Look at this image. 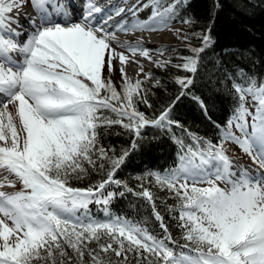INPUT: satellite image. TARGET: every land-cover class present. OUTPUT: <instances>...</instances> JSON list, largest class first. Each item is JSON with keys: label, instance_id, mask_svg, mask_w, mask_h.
<instances>
[{"label": "snow or ice", "instance_id": "1", "mask_svg": "<svg viewBox=\"0 0 264 264\" xmlns=\"http://www.w3.org/2000/svg\"><path fill=\"white\" fill-rule=\"evenodd\" d=\"M26 2L0 0V169L15 175L22 184L21 190L9 193L3 187H15V183L8 177L0 180V264H70L72 258L66 247L72 249L79 264H83L86 251L92 264H106L99 253L88 248L93 240L101 252L112 251L117 257L123 256L125 262L127 253L132 252L142 258L143 253H149L157 258L156 264H264V177L250 175L247 168L226 154L224 147L226 142L236 143L254 165L264 169V83L252 78L246 83L233 81L237 106L222 129L220 142L194 137L195 149L188 147L176 169L163 176L153 174L157 183L174 192L179 201L169 211H179V227L186 242L182 249L187 252L175 254L168 246L175 241L154 204V214L165 232L163 239L119 217L98 222L86 215L90 203L107 206L115 195H105L103 190L107 184H121L113 177L127 153L112 161L107 179L97 185L80 189L67 184L70 174L85 172L84 161L94 164L100 109L108 108L121 118H104L109 124L123 123L127 117L129 122L123 126L133 129L137 136L147 124L171 125L170 108L155 120H148L136 109L134 97L147 103L143 81L133 82L127 77L124 65L129 56L112 45L151 60L143 38L120 40L116 33L166 28L176 15L177 5L187 0H174L163 9L159 0H153V12L147 20L136 18L133 10L131 23L123 20L111 31L108 22L112 16L97 21L96 14L102 8L93 0L78 20L73 16L74 5L65 0H56L55 4L51 0H31L38 20L30 19L33 30L19 44L11 38L19 36L11 27L18 22V16L12 13ZM123 11L120 8L115 15ZM210 31L202 36V46L191 50L194 56L184 57L178 67L195 73L199 54L211 44ZM159 51L162 55L163 50ZM13 52H18L21 59H13ZM116 59L124 80L122 93L103 77L105 67L113 71ZM155 63L166 67L168 61ZM150 76L147 73L145 78ZM177 83L187 88L192 80L177 78ZM102 92L107 94L102 96ZM9 105L15 107V114L9 111ZM233 125L240 135L232 131ZM98 155L105 156L103 148L98 149ZM218 181L230 187L222 189ZM204 183L208 186H197ZM141 194L152 201L147 190ZM80 209L84 210L83 217L76 215ZM105 235L110 242L100 243ZM148 264L153 261L148 260Z\"/></svg>", "mask_w": 264, "mask_h": 264}, {"label": "trees", "instance_id": "2", "mask_svg": "<svg viewBox=\"0 0 264 264\" xmlns=\"http://www.w3.org/2000/svg\"><path fill=\"white\" fill-rule=\"evenodd\" d=\"M173 2L159 0V5L163 9ZM168 23L186 25L178 30L177 43L157 46L158 50L169 52L165 60L168 61L167 66L152 69L147 79L145 76L127 77L133 82L136 79L143 81L141 88L147 103L134 97L136 109L148 120H155L170 108L168 120L171 125L147 124L140 128L137 136L133 129L123 126L129 122L127 117L123 118V123L109 124L104 122V118L112 121L121 118L108 108L100 109L98 115L101 120L96 128V145L92 153L94 164L84 161L85 172L70 174L67 186L87 189L97 185L107 179L113 168L112 161L127 153L113 177L121 184H107L103 190L105 195L108 192L115 195L107 206L95 201L90 203L87 217L102 221L123 217L121 219L146 229L157 239H163L165 232L154 214V204L155 212L163 217L168 233L175 241L168 246L179 254L181 250L187 252V249H182L186 242L179 227V211H169L179 201L174 192L157 183L153 174L163 176L176 169L188 147L195 149L194 137L213 144L220 142L222 129L226 128L237 106L233 81L246 83L252 78L258 84L264 83V0H187L177 5L176 15ZM209 29L211 44L199 54L195 73L178 67L184 63V57L194 56L191 50L199 48L202 36ZM103 77L110 79L117 92L122 93V75L107 72ZM177 78L191 79L192 83L183 88L177 83ZM106 94L101 93L102 96ZM100 148L105 151L103 157L98 155ZM145 190L152 194V201L141 194ZM78 212L85 215L83 209ZM107 242H110L109 237L102 236L100 243ZM88 248L99 253L106 264L108 261L111 264H148V260L156 264L157 261L149 253H143L142 258L129 252L125 262L123 256L117 257L112 251L101 252L95 240ZM65 250L72 258L70 264H79L72 249L66 247ZM83 264H92L87 251Z\"/></svg>", "mask_w": 264, "mask_h": 264}, {"label": "bare ground", "instance_id": "3", "mask_svg": "<svg viewBox=\"0 0 264 264\" xmlns=\"http://www.w3.org/2000/svg\"><path fill=\"white\" fill-rule=\"evenodd\" d=\"M56 0H51L52 4H55ZM66 3H69L71 5H74L73 11L75 14H73L75 19H79L80 14L85 10V7L89 0H65ZM93 2L100 6L102 8V11L100 13L96 14L97 21L102 20L103 18L111 15L112 19L108 22V30H113L117 24H119L123 20H127L129 23H131L133 19V11H130L132 5H130V0H93ZM25 4L21 8H17L16 12L13 13V16H18V22L13 23L12 29H14L16 32L19 33V35L22 36V38H19L18 36H14L15 41L19 44H23L25 40L27 39L29 33L33 30V26L30 23L31 18H36L38 20V16L36 11L34 10L33 6H28L27 8H24ZM120 8H123L124 11L120 15H115L116 11ZM105 10V11H104ZM108 12L104 17H99L102 12ZM136 18L138 16L136 15ZM117 36L120 38V40H127V41H136L137 39L143 38V42H171L175 35V31L172 29H161L158 31H136L134 33H116ZM113 47L117 48V51L124 52L121 48H119L115 43L112 45ZM125 53V52H124ZM12 58L14 59H21V55L18 52H13ZM126 56H129V60L127 62V65L129 66L130 70L135 73L139 71V63L140 59L137 56H132L130 54H126ZM17 56V57H16ZM19 56V57H18ZM119 60V59H118ZM134 61H138L139 63H135ZM241 165H243L245 168L246 166L256 167L257 170L261 171V173L264 174V169L259 168L257 165H254L251 158L248 157L246 161L241 160ZM240 164V163H239ZM235 170V169H234ZM258 175V174H257ZM237 176H239V172L237 171ZM4 177L3 170L0 169V180ZM229 187L222 188V189H228Z\"/></svg>", "mask_w": 264, "mask_h": 264}, {"label": "rangeland", "instance_id": "4", "mask_svg": "<svg viewBox=\"0 0 264 264\" xmlns=\"http://www.w3.org/2000/svg\"><path fill=\"white\" fill-rule=\"evenodd\" d=\"M130 1H131L130 5H132L130 11L136 10V15L138 16V19L147 20L151 16V14L153 12V3H151L150 0H130ZM145 4H147L148 7H143V5H145ZM30 5L32 6L31 0H27V2L25 3L24 8H27ZM14 11L16 12V9L13 10V13H15ZM107 13H108L107 11L106 12H102L99 17H104ZM73 14H75L74 11H73ZM184 25H186V24H177V25L168 24V27L163 28V29L170 28L173 31H175V35H174L173 39L171 40V42H153V43L143 42V47L150 50V56L152 57V59L150 60L148 58L140 56L139 54L135 55V56H137L140 59V63L138 64L139 65V71L133 73L130 70V68L127 65V63H126L124 65V67H125V71H126L127 76L130 77V78H135V77H139V76H146V74L148 72H150L152 69L160 68V67H158L156 65L155 61H157V60H164L165 61V60L168 59V57H167V53H163L161 55V53L157 51V46L158 45H164V44L165 45H173V44L177 43V41H178V30L180 28H182ZM6 38H8L7 35H6ZM11 38H13V37H11ZM13 39L15 40V38H13ZM121 49L124 50V52L126 54H130L124 48H121ZM140 65L143 66V69H144L143 73L140 72ZM120 68H121L120 61L118 59L113 60V71L111 73H113L116 76H121L122 74H121ZM107 72H109V71H108L107 67H105V69L103 71V76ZM248 99H249V102H251V97H249ZM247 106L251 107V103H249V105H247ZM252 110L254 111V108ZM9 111H11L13 114H15V107L13 105H9ZM248 119H249V122H251V117H249ZM232 131L234 133H236V135H240V133L236 129L235 125H233ZM0 143H3V142H0ZM224 147L226 149V154L229 155V156L232 155V156L237 157V158H239V159H241L243 161H246L247 158L249 157L247 154H245L242 151V149L236 143H233V142L229 141V142L225 143ZM3 175H4V177H8L9 180H11V181H13L15 183V187H8L7 185H5V187H3V189H2L3 191L11 193V192L19 191V190L22 189V184L15 177V175H12V174L8 173L5 170H3ZM189 183H191V182H189ZM217 184H218V186L220 188L230 187V185H228L224 181H218ZM197 186L198 187H207L208 185L206 183H204V184H198ZM76 215L77 216H82V217L84 216L83 214L80 215V213L78 211L76 212ZM115 217H119V216H115ZM119 218H123V217H119ZM109 219L110 218H108V219H106L105 221H102V222H108ZM95 221L101 222L98 219L95 220Z\"/></svg>", "mask_w": 264, "mask_h": 264}]
</instances>
